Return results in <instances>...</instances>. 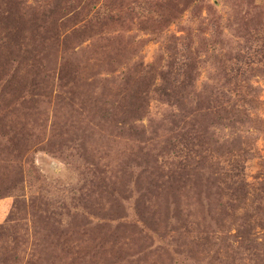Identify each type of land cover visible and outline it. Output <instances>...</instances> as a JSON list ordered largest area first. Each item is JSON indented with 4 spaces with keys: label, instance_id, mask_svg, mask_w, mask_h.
Listing matches in <instances>:
<instances>
[{
    "label": "rangeland",
    "instance_id": "1",
    "mask_svg": "<svg viewBox=\"0 0 264 264\" xmlns=\"http://www.w3.org/2000/svg\"><path fill=\"white\" fill-rule=\"evenodd\" d=\"M0 264H264V0H0Z\"/></svg>",
    "mask_w": 264,
    "mask_h": 264
}]
</instances>
